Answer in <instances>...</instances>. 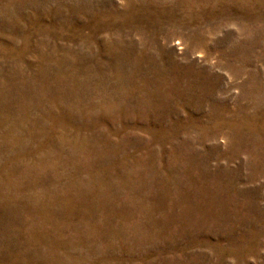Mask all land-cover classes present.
Wrapping results in <instances>:
<instances>
[{
	"label": "rangeland",
	"instance_id": "rangeland-1",
	"mask_svg": "<svg viewBox=\"0 0 264 264\" xmlns=\"http://www.w3.org/2000/svg\"><path fill=\"white\" fill-rule=\"evenodd\" d=\"M0 264H264V0H0Z\"/></svg>",
	"mask_w": 264,
	"mask_h": 264
}]
</instances>
